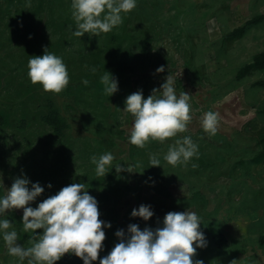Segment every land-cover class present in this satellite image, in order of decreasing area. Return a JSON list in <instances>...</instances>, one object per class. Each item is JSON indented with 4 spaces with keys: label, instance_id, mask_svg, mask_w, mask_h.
I'll use <instances>...</instances> for the list:
<instances>
[{
    "label": "rangeland",
    "instance_id": "obj_1",
    "mask_svg": "<svg viewBox=\"0 0 264 264\" xmlns=\"http://www.w3.org/2000/svg\"><path fill=\"white\" fill-rule=\"evenodd\" d=\"M70 5L0 0V195L21 175L44 187L33 207L63 186L85 183L99 219L111 223L100 257L119 242L118 229L130 223L155 228L167 212L187 209L201 217L207 241L194 259L264 264V0H137L112 31L80 38L73 35ZM45 47L68 69L70 82L60 93L27 75L29 56ZM161 65L165 70L157 72ZM106 70L118 81L110 96L100 80ZM167 75L177 94H192L188 130L144 148L130 144L125 98L137 90L147 97ZM209 110L220 114L212 136L201 127ZM185 135L199 145V157L173 167L163 155ZM105 152L114 155L113 165L133 171L113 167L97 176L90 157ZM149 153L158 154L161 166H149ZM141 204L154 211L147 221L130 216ZM22 212L5 216L14 221L18 243L29 247ZM0 264H17L2 238ZM54 264L83 261L66 253Z\"/></svg>",
    "mask_w": 264,
    "mask_h": 264
},
{
    "label": "clouds",
    "instance_id": "obj_2",
    "mask_svg": "<svg viewBox=\"0 0 264 264\" xmlns=\"http://www.w3.org/2000/svg\"><path fill=\"white\" fill-rule=\"evenodd\" d=\"M137 6V0H71V15L74 20L73 35L82 37L85 33L100 36L108 33L121 23V13H127ZM28 77L33 84L39 83L43 90L60 93L70 82L66 64L61 56L45 47L42 55L29 56ZM159 66L156 71L163 72ZM107 96L118 91V81L109 71L100 77ZM82 83L88 85L89 80ZM175 80L167 75L159 88L144 97L142 90L129 94L124 101L123 110L131 114L132 129L128 140L130 144L144 148L150 140L163 143L167 138L177 137L188 130L191 116V95L187 91L177 94ZM220 114L209 110L203 114L201 127L208 135L218 132ZM193 157H199V145L191 136L175 139L168 146L163 160L169 165L187 166ZM114 155L105 152L93 154L90 162L95 165L97 176H105L113 167L117 172H132V166L113 165ZM161 166L156 153H149V166ZM193 167L196 165L193 163ZM30 185V186H29ZM51 187V184H48ZM85 183L77 182L63 186L54 195L38 202L44 187L37 181L31 182L25 175L16 177L6 193L0 195V238L3 239L7 253L17 258V264H54L66 254H74L83 264H204L194 259L198 248L206 246V237L201 230V217L195 211H169L160 226H145L130 223L127 230L118 229L115 235L120 238L107 255L100 257L105 240V228L111 223L99 219L98 201L86 189ZM22 209L21 224L24 233H31V246L18 243L20 234L13 227L14 221L5 213ZM149 204H141L130 212L132 217L144 221L153 217ZM42 229L41 232L34 230Z\"/></svg>",
    "mask_w": 264,
    "mask_h": 264
}]
</instances>
